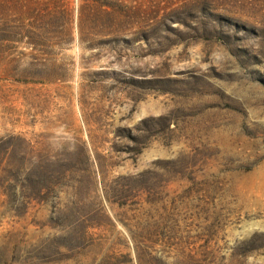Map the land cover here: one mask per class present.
Returning a JSON list of instances; mask_svg holds the SVG:
<instances>
[{
	"label": "rangeland",
	"instance_id": "rangeland-1",
	"mask_svg": "<svg viewBox=\"0 0 264 264\" xmlns=\"http://www.w3.org/2000/svg\"><path fill=\"white\" fill-rule=\"evenodd\" d=\"M0 264H264V0H0Z\"/></svg>",
	"mask_w": 264,
	"mask_h": 264
}]
</instances>
